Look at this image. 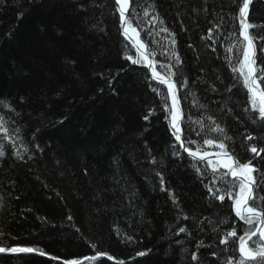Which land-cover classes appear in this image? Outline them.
Returning <instances> with one entry per match:
<instances>
[{"label": "trees", "instance_id": "obj_1", "mask_svg": "<svg viewBox=\"0 0 264 264\" xmlns=\"http://www.w3.org/2000/svg\"><path fill=\"white\" fill-rule=\"evenodd\" d=\"M241 4L132 0L130 15L134 9L133 26L157 52L155 59L175 66L186 143L195 140L201 151L215 153L220 149L203 139L224 140L235 158L259 168L255 196L264 197V154L249 151L252 144L264 147V121L251 110L242 77L231 71L240 59ZM248 20L251 35L264 37V0L252 1ZM122 33L115 0H0V100L19 113L3 110L15 121L8 125L15 143L0 139L6 153L0 158V247L47 253H0V264L239 259L238 242L220 240L233 226L238 235L249 226L235 216L232 200L209 193L211 168L197 163L172 135L167 86L153 80L146 66L127 60L135 58V49ZM256 47L258 67L264 68V41ZM173 50L181 65H175ZM213 121L223 133L210 132ZM17 127L19 135L12 131ZM222 187L217 180L214 190ZM258 240L253 237L249 246ZM92 256L97 258L84 259Z\"/></svg>", "mask_w": 264, "mask_h": 264}, {"label": "snow or ice", "instance_id": "obj_2", "mask_svg": "<svg viewBox=\"0 0 264 264\" xmlns=\"http://www.w3.org/2000/svg\"><path fill=\"white\" fill-rule=\"evenodd\" d=\"M116 5L118 6L119 17L121 20V26L123 29V35L128 40L132 41V45L135 49V58L131 55L127 56V60L131 61L136 65H144L147 68L151 69V78L158 81L162 85L167 86V94L172 100L170 111V127L172 129V135L174 139L179 142V146L184 149V151L191 157L195 158L197 163L204 162L206 167L211 168V172L215 177L213 184L209 186L208 191L211 196L218 201L223 202L227 196L233 202V209L235 216L239 217V220L243 222L244 225L249 226L247 230L242 229V234L238 235L236 228L233 226L230 231L226 232L223 238L220 240L221 244L228 245L229 241L232 240L233 243L238 242V253L239 259L233 261V258H229L226 261V264H252V262H259V264H264V204H258L257 200H264V197H256L253 193L254 188L257 187L256 178L253 176L254 172L258 170L254 167L252 160H247L246 162H240L239 159L235 158L232 153L227 150V145L224 140H215V139H203V144L208 146H215L220 151L215 153H210L206 150L201 151V146L197 144L195 140L187 141L183 138V130L181 128L180 121L182 116L177 110V87H176V71L174 70L175 66L172 63H161L156 60L157 52L152 50L149 47V44L144 40L140 39V32L137 30V27L133 26V20L137 18L135 10L132 9L130 15V7L132 0H115ZM252 3V0H242V4L238 6V13L241 25L242 42H240V48L238 49L240 59L238 60V66L231 68V71L234 74H238L242 77L243 85L249 93L250 108L253 112L257 113L258 118L264 121V68L257 67L256 65V42L264 41V37H255L250 35L249 30L253 27L250 24L245 23V20L249 13V6ZM206 10V9H205ZM148 12L145 11L144 15L148 16ZM20 16L23 13H19ZM153 21L156 20V17L153 16ZM163 24V21H160ZM216 27H219L217 25ZM163 32H169V30L164 27L162 28ZM212 29L208 30V38H211ZM150 35V30L149 33ZM173 38L171 39V44L175 45L176 41L174 39L175 34H170ZM158 43V42H157ZM235 48V44H232L228 47L227 51L231 53ZM162 55H167V53H161ZM172 57L175 59V65H181L182 61L180 59L179 53L173 50ZM160 69L164 71L161 72ZM182 85L187 87V79L182 80ZM213 91H215L214 85L212 86ZM156 91V89H153ZM0 133H3V136L0 139L8 140L14 145L15 141L12 140L10 135L9 123H15L12 120V115L18 116L19 113L16 112L14 106L10 102L5 103L3 100H0ZM165 108H169L168 104L165 103ZM4 109L12 115H5ZM230 112L231 109H228ZM145 120L148 119L147 116L144 117ZM209 119H212L209 117ZM196 123L201 124V129H203V124L200 121ZM214 127L210 129L212 133H223L224 129L221 128L219 124H215L213 121ZM12 131L16 132L17 135L20 133V128H14ZM201 133H197L200 135ZM224 139H228L225 137ZM248 140H253L252 135L247 136ZM188 144L196 145L195 150L192 147L187 146ZM249 151L255 156H261L264 154V147L257 148L255 144H252L249 148ZM6 155L3 150L2 145H0V158H3ZM16 155L23 159V155L16 152ZM153 163L155 160L153 159ZM196 171L201 175L204 173L200 172V168L194 165ZM221 170H224L221 173ZM219 174V175H218ZM231 179V183H228V180ZM162 180V177H161ZM221 182L225 187L217 188L214 190V185L216 181ZM175 202V201H174ZM250 202L252 205L250 206ZM187 219V217H185ZM187 229L185 227H180L179 232L184 233ZM259 237V240L256 241L251 247L249 242L252 241L253 237ZM233 238H235L233 240ZM131 239V237H128ZM39 252L40 255H47L43 250L34 248V247H22V246H7L0 247V253H35ZM145 253H138V255H144ZM106 255L105 253H97V256ZM97 256L85 257L84 259L95 260ZM55 259V257H53ZM192 259L196 260L197 256L195 253L192 255ZM64 264H81L79 259H70L65 260ZM122 264V262H121Z\"/></svg>", "mask_w": 264, "mask_h": 264}, {"label": "water", "instance_id": "obj_3", "mask_svg": "<svg viewBox=\"0 0 264 264\" xmlns=\"http://www.w3.org/2000/svg\"><path fill=\"white\" fill-rule=\"evenodd\" d=\"M253 1V0H252ZM250 7H251V4H250V6H249V11H250ZM249 17V13H248V16H247V18ZM247 24H250L249 23V21L247 22ZM176 87H177V94H178V91H179V88H178V85H177V83H176ZM178 102H179V100H178ZM182 120H183V114H182ZM182 120L180 121V123L182 122ZM184 138V137H183ZM234 156V155H233ZM258 170V172H257V175H256V181H257V179H258V176H259V173H260V170L259 169H257ZM253 193L255 194V188H254V190H253Z\"/></svg>", "mask_w": 264, "mask_h": 264}, {"label": "bare ground", "instance_id": "obj_4", "mask_svg": "<svg viewBox=\"0 0 264 264\" xmlns=\"http://www.w3.org/2000/svg\"><path fill=\"white\" fill-rule=\"evenodd\" d=\"M248 21H249L248 18H246V22H248ZM249 33H250V35H251V29L249 30ZM256 58H257V47H256ZM256 65H257V67H258L257 61H256ZM234 157H235V156H234ZM256 175H257V172H254V173H253V176L256 177Z\"/></svg>", "mask_w": 264, "mask_h": 264}, {"label": "rangeland", "instance_id": "obj_5", "mask_svg": "<svg viewBox=\"0 0 264 264\" xmlns=\"http://www.w3.org/2000/svg\"><path fill=\"white\" fill-rule=\"evenodd\" d=\"M178 110V109H177Z\"/></svg>", "mask_w": 264, "mask_h": 264}]
</instances>
